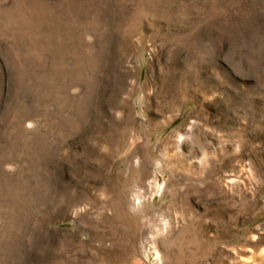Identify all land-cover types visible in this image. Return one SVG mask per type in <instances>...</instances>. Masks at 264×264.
Masks as SVG:
<instances>
[{
	"label": "rangeland",
	"instance_id": "obj_1",
	"mask_svg": "<svg viewBox=\"0 0 264 264\" xmlns=\"http://www.w3.org/2000/svg\"><path fill=\"white\" fill-rule=\"evenodd\" d=\"M0 264H264V0H0Z\"/></svg>",
	"mask_w": 264,
	"mask_h": 264
}]
</instances>
